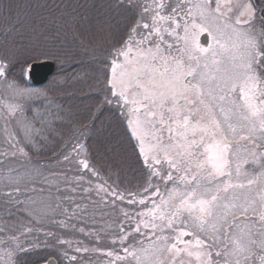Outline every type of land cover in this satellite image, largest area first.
Masks as SVG:
<instances>
[{"label": "snow or ice", "instance_id": "snow-or-ice-1", "mask_svg": "<svg viewBox=\"0 0 264 264\" xmlns=\"http://www.w3.org/2000/svg\"><path fill=\"white\" fill-rule=\"evenodd\" d=\"M117 7L133 14L123 34L117 25L106 47L86 49L97 61L89 121L107 112L134 165L116 145L106 151L117 162L98 166L94 125H73L51 89L26 83L41 61L58 65L53 89L67 83L66 56L34 55L18 80L21 62L0 54V264H264V0ZM44 151L47 164L34 162ZM52 164L73 172L66 194L22 199L29 183H50L45 172L60 174ZM126 168L138 179L122 178ZM77 198L110 219L87 227Z\"/></svg>", "mask_w": 264, "mask_h": 264}, {"label": "trees", "instance_id": "trees-1", "mask_svg": "<svg viewBox=\"0 0 264 264\" xmlns=\"http://www.w3.org/2000/svg\"><path fill=\"white\" fill-rule=\"evenodd\" d=\"M8 5L11 6L10 10ZM132 15L130 11L117 7V0H0V54L15 55L21 62L13 69L16 79L24 78L21 65L34 55L51 52L67 57L68 62L64 65L69 78L67 83L52 88L50 82L58 72V65L51 61L54 64L53 75L45 85L33 89H51L52 98L56 104L63 106L66 119L73 125H94L87 142L98 166H112L117 162L114 154L106 151L107 148L116 145L120 146L121 155L128 156V163L134 165V158L123 140L121 130L114 124L109 125L107 112L103 115L97 113L98 119L89 121L97 97L94 93H89L87 85L91 82L92 73L97 69V61L92 59L86 49L106 47L109 32L112 31L115 35L114 29L118 25L120 34H123ZM77 73L83 79L71 80ZM55 107V104L52 105V110H55ZM40 110L43 111L42 108ZM68 129L69 124L62 126L65 135ZM48 159L47 151L33 156V161L40 164H47ZM14 166L19 167L18 164ZM50 167L60 174L51 175L45 172L50 183L41 182L39 178L35 184L29 183V191L21 195L22 199L30 196L37 201L48 202L66 194L68 186L65 184V175L72 179L73 172L67 169L61 171L55 164ZM6 176V170L0 167V190L4 189ZM121 176L122 178L126 176L129 181L138 179V173L128 168ZM57 185L60 188L59 192ZM33 187L36 191H31ZM77 202L88 205L85 219L88 221L87 227L92 228L89 224L92 221L90 215L96 213L95 207L89 201H81L79 198ZM63 203L67 206L72 202ZM99 210L105 212L103 208ZM73 238L84 237L76 233Z\"/></svg>", "mask_w": 264, "mask_h": 264}, {"label": "water", "instance_id": "water-1", "mask_svg": "<svg viewBox=\"0 0 264 264\" xmlns=\"http://www.w3.org/2000/svg\"><path fill=\"white\" fill-rule=\"evenodd\" d=\"M202 43L206 42L205 38H201ZM54 72V64L51 61H41L36 63L30 77L26 79V83L31 88H39L47 83Z\"/></svg>", "mask_w": 264, "mask_h": 264}, {"label": "rangeland", "instance_id": "rangeland-1", "mask_svg": "<svg viewBox=\"0 0 264 264\" xmlns=\"http://www.w3.org/2000/svg\"><path fill=\"white\" fill-rule=\"evenodd\" d=\"M99 209L102 208H95L96 213L90 215L92 221H90L91 223L90 226H92V228H99L101 226H103L105 224L106 221H108L110 218L105 214V212H101ZM91 243V242H89ZM95 258V257H94ZM100 259H103V257H100Z\"/></svg>", "mask_w": 264, "mask_h": 264}]
</instances>
